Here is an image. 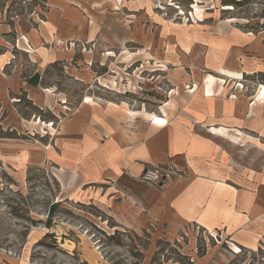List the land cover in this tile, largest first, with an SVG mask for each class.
Masks as SVG:
<instances>
[{"label": "rangeland", "instance_id": "374dc122", "mask_svg": "<svg viewBox=\"0 0 264 264\" xmlns=\"http://www.w3.org/2000/svg\"><path fill=\"white\" fill-rule=\"evenodd\" d=\"M222 1L221 19L232 20L242 32L264 33V0ZM231 1L237 4L225 5ZM114 4L0 0V80L9 87L0 93V261L264 264V230L253 246H242L239 237L195 225L174 231L167 224H140L118 212L116 190H74L69 174L47 158L59 125L84 103L125 101L155 121L146 110L157 109L172 91L165 74L182 63L175 52L191 39L200 5L193 0ZM64 16L61 37L56 29ZM247 73L237 81L238 93L256 97L264 87V67ZM224 87L228 99L238 94L229 84ZM247 155L249 167L240 158L239 171L261 170L263 152L248 149Z\"/></svg>", "mask_w": 264, "mask_h": 264}, {"label": "crops", "instance_id": "0c3cea01", "mask_svg": "<svg viewBox=\"0 0 264 264\" xmlns=\"http://www.w3.org/2000/svg\"><path fill=\"white\" fill-rule=\"evenodd\" d=\"M113 2L119 7L122 0ZM193 2L204 8L203 17L175 52L182 63L175 68L167 63L172 91L157 109H144L157 120L131 110L125 101L95 98L59 125L46 154L60 173L69 174L74 190H116L118 212L137 223L167 224L174 231L195 225L253 246L264 230V155L261 170L239 171L238 162L242 158L249 167L248 149L264 154V87L256 97L243 98L237 81L264 67V33L242 32L232 20L221 19L217 8L222 0ZM60 22L56 35L66 27L65 16ZM1 82L3 96L9 87ZM228 84L238 93L230 99L224 93ZM150 167L173 173L163 185L142 183ZM255 223L261 226L254 228Z\"/></svg>", "mask_w": 264, "mask_h": 264}, {"label": "built area", "instance_id": "2783aa9c", "mask_svg": "<svg viewBox=\"0 0 264 264\" xmlns=\"http://www.w3.org/2000/svg\"><path fill=\"white\" fill-rule=\"evenodd\" d=\"M167 171L160 167L147 168L141 176V181L147 184L158 185L163 182L165 177L168 175Z\"/></svg>", "mask_w": 264, "mask_h": 264}, {"label": "bare ground", "instance_id": "6f19581e", "mask_svg": "<svg viewBox=\"0 0 264 264\" xmlns=\"http://www.w3.org/2000/svg\"><path fill=\"white\" fill-rule=\"evenodd\" d=\"M202 15H203V9L199 6H196L194 17L201 20V18L203 17ZM263 93H264V90H263Z\"/></svg>", "mask_w": 264, "mask_h": 264}, {"label": "trees", "instance_id": "16d2710c", "mask_svg": "<svg viewBox=\"0 0 264 264\" xmlns=\"http://www.w3.org/2000/svg\"><path fill=\"white\" fill-rule=\"evenodd\" d=\"M222 3H223V1H222ZM232 4H233V5H234V4H237V2H236V1H231V4H230V3H226L225 5H226V6H231Z\"/></svg>", "mask_w": 264, "mask_h": 264}, {"label": "water", "instance_id": "95a60500", "mask_svg": "<svg viewBox=\"0 0 264 264\" xmlns=\"http://www.w3.org/2000/svg\"><path fill=\"white\" fill-rule=\"evenodd\" d=\"M160 185H163V182H161Z\"/></svg>", "mask_w": 264, "mask_h": 264}]
</instances>
